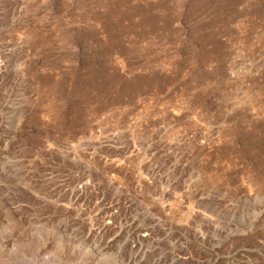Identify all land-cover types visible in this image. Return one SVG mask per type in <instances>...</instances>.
<instances>
[{
  "label": "rangeland",
  "instance_id": "obj_1",
  "mask_svg": "<svg viewBox=\"0 0 264 264\" xmlns=\"http://www.w3.org/2000/svg\"><path fill=\"white\" fill-rule=\"evenodd\" d=\"M0 264H264V0H0Z\"/></svg>",
  "mask_w": 264,
  "mask_h": 264
}]
</instances>
